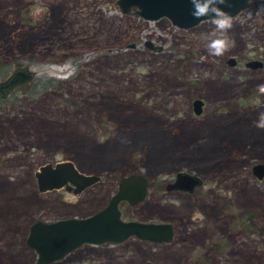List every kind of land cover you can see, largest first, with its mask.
<instances>
[{
  "label": "rangeland",
  "instance_id": "obj_1",
  "mask_svg": "<svg viewBox=\"0 0 264 264\" xmlns=\"http://www.w3.org/2000/svg\"><path fill=\"white\" fill-rule=\"evenodd\" d=\"M231 18L235 46L216 57L211 18L180 28L116 0H0V80L23 64L36 71L0 98V264H34L33 221L84 217L135 171L148 194L122 202L123 214L170 221V242L85 244L50 264H264V184L251 173L264 161V0ZM249 58L262 66L245 67ZM65 159L101 178L78 194L39 191L35 170ZM178 170L203 181L166 192Z\"/></svg>",
  "mask_w": 264,
  "mask_h": 264
},
{
  "label": "water",
  "instance_id": "obj_2",
  "mask_svg": "<svg viewBox=\"0 0 264 264\" xmlns=\"http://www.w3.org/2000/svg\"><path fill=\"white\" fill-rule=\"evenodd\" d=\"M250 1L252 0H225V3L219 7L233 17L238 11L244 10ZM116 2L122 12H128L130 7H135L138 15L144 19L165 16L169 22L180 28L211 18L210 16L194 17L192 0H116ZM144 44L149 49L160 48L159 45L151 44L149 40H145ZM130 45L134 46V44ZM226 62L229 65L236 63L233 56H228ZM244 65L257 69L262 66V60L249 58ZM34 72L24 64L15 67L11 73L0 80V96L6 97L17 85L28 83L33 79ZM191 106L195 115L200 113L203 107L202 100L198 97L193 98ZM76 166L70 159L41 164L34 172L38 190L46 191L64 187L78 194L100 179L98 174L81 172ZM251 167V173L258 179H262L264 184V161H257ZM148 183L143 172L124 174L104 207L84 217L69 216L51 221L44 219L33 221L29 225L25 241L37 253L34 264L55 262L84 244L121 243L132 236L155 242L170 240L172 229L168 222L122 218L120 201L127 200L133 205L140 202L148 194ZM196 183H199V180L194 174L177 171L172 182L165 185V189H181L189 192ZM142 264H151V262Z\"/></svg>",
  "mask_w": 264,
  "mask_h": 264
},
{
  "label": "clouds",
  "instance_id": "obj_3",
  "mask_svg": "<svg viewBox=\"0 0 264 264\" xmlns=\"http://www.w3.org/2000/svg\"><path fill=\"white\" fill-rule=\"evenodd\" d=\"M224 3L225 0H192V15L196 18L210 16L215 25L216 31L211 33L205 47L209 55L216 57L222 56L226 51L235 46L234 40L226 34L232 27V18L219 7V5ZM257 91L260 94H264V83L257 85ZM255 127L264 129V112L258 114Z\"/></svg>",
  "mask_w": 264,
  "mask_h": 264
},
{
  "label": "flooded vegetation",
  "instance_id": "obj_4",
  "mask_svg": "<svg viewBox=\"0 0 264 264\" xmlns=\"http://www.w3.org/2000/svg\"><path fill=\"white\" fill-rule=\"evenodd\" d=\"M235 60V59H234ZM225 62H226V59H225ZM237 62V61H236ZM236 63H234L233 65H231V66H234ZM195 97H197V96H195ZM194 98V97H193ZM192 98V99H193ZM198 98H200V97H198ZM201 99V98H200ZM202 100V99H201ZM202 105H203V100H202ZM204 106V105H203ZM52 163H54V162H52ZM178 171H180V170H178ZM135 172H140V171H135ZM177 172V171H176ZM176 172H174V174H173V177L170 179V180H167V181H165V183H163V187H164V190H166L165 189V185L168 183V182H172V180L174 179V176H175V173ZM130 174V173H129ZM127 175V174H126ZM144 175H145V173H144ZM196 177H197V175H195ZM122 177V176H121ZM120 177V178H121ZM145 177L147 178V180H148V182H149V179H148V177L145 175ZM101 178V177H100ZM119 178V179H120ZM198 178V177H197ZM198 180H199V183H196L195 185H194V187L192 188V190L198 185V187H199V185L202 183V179L201 178H198ZM97 182V181H96ZM95 182V183H96ZM118 182H119V180H118ZM94 184V183H93ZM93 184H91V186L93 185ZM119 185V184H118ZM150 185V182L148 183V186ZM91 186H88V187H91ZM88 187H86V188H88ZM62 188H64V187H62ZM86 188H84V189H86ZM60 189V188H59ZM65 189V188H64ZM83 189V190H84ZM117 189V188H116ZM83 190L81 191V192H83ZM192 190H190V192H192ZM68 191H71V190H68ZM147 191H148V188H147ZM170 192V191H174V192H184V190H181V189H167L166 190V192ZM187 191V190H186ZM72 192V191H71ZM72 193H74V192H72ZM74 194H76V193H74ZM146 197V196H145ZM109 199V198H108ZM122 202H127L128 203V201L126 200H121L120 201V203H119V207H120V210H121V215H122V218L123 219H136V218H126V216L123 214V211H122V209H121V203ZM102 208V207H101ZM88 215V214H87ZM85 216V215H84ZM137 220H140V219H137ZM141 221H144V220H141ZM149 221H151V220H149ZM164 222H168V221H164ZM168 223H170L171 224V229H172V235H171V237H170V240L173 238V233H174V228H173V223H171L170 221L168 222ZM131 238H138V239H144V240H148V239H145V238H141V237H139V236H132V237H129L128 239H126L125 241H127V240H129V239H131ZM170 240H168V241H160L161 243L162 242H170ZM125 241H123V242H125ZM148 241H151V240H148ZM123 242H121V243H123ZM153 242H155V241H153ZM159 242V243H160ZM105 243H108V242H105ZM121 243H111V244H116V245H118V244H121ZM102 244H104V243H102ZM85 245V244H84ZM96 245H99V244H96ZM205 254H206V257H208V258H215L214 257V254H216L214 251L213 252H211V251H207V252H205ZM62 259V258H61ZM57 261V260H56ZM147 261H149V262H151V264H154V261H152V260H150V259H146V260H144L143 262H141L140 264H142V263H144V262H147ZM53 263V262H52ZM50 264V263H49Z\"/></svg>",
  "mask_w": 264,
  "mask_h": 264
}]
</instances>
